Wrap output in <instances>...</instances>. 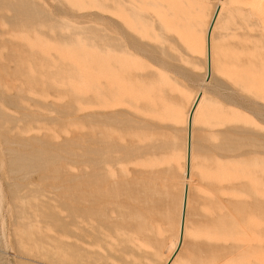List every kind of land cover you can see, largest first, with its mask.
Wrapping results in <instances>:
<instances>
[{
  "label": "rangeland",
  "instance_id": "obj_1",
  "mask_svg": "<svg viewBox=\"0 0 264 264\" xmlns=\"http://www.w3.org/2000/svg\"><path fill=\"white\" fill-rule=\"evenodd\" d=\"M217 1L0 0V264H164L201 91L173 264H264V15L225 0L204 83Z\"/></svg>",
  "mask_w": 264,
  "mask_h": 264
},
{
  "label": "bare ground",
  "instance_id": "obj_2",
  "mask_svg": "<svg viewBox=\"0 0 264 264\" xmlns=\"http://www.w3.org/2000/svg\"><path fill=\"white\" fill-rule=\"evenodd\" d=\"M248 5V9L254 14L264 15V0H244ZM224 2L225 0H218L211 12L209 18L206 21L205 29L203 31V35L201 38L202 42V54L204 56L205 63V72L203 82L206 83L209 78L213 77V38L214 31L217 26V23L221 19L224 13ZM116 16V15H115ZM143 52V51H142ZM200 94V95H199ZM199 97H196L193 105L191 106L187 116H186V126H187V136L185 139V154H184V162H185V174L184 180L182 183V202H181V211L179 214V227H178V235L172 242L171 254L166 260L164 264H173L177 256L179 255V251L183 246L185 236L187 233V213L189 211L190 206V192H191V182L193 178V150H194V140H193V129L196 123V114L199 110L201 102L203 101L204 92L201 91L199 93ZM190 128V131H189ZM192 129V131H191ZM75 194V190H72ZM74 202V201H73ZM73 215H76L75 207L71 208Z\"/></svg>",
  "mask_w": 264,
  "mask_h": 264
}]
</instances>
